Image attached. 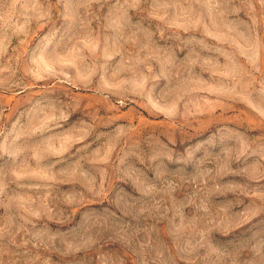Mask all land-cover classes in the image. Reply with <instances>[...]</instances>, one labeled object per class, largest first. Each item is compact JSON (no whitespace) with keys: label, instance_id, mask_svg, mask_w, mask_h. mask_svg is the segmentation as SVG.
<instances>
[{"label":"rangeland","instance_id":"obj_1","mask_svg":"<svg viewBox=\"0 0 264 264\" xmlns=\"http://www.w3.org/2000/svg\"><path fill=\"white\" fill-rule=\"evenodd\" d=\"M0 264H264V0H0Z\"/></svg>","mask_w":264,"mask_h":264}]
</instances>
